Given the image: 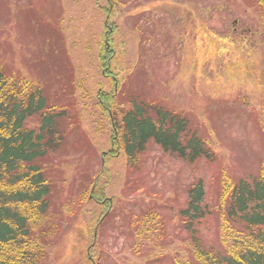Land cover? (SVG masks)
Segmentation results:
<instances>
[{
	"label": "rangeland",
	"instance_id": "1",
	"mask_svg": "<svg viewBox=\"0 0 264 264\" xmlns=\"http://www.w3.org/2000/svg\"><path fill=\"white\" fill-rule=\"evenodd\" d=\"M251 1L0 0V61L10 74L43 86L48 105L66 104L68 114L81 122L76 142L68 137L60 152L51 155L55 161L49 174L62 198L55 200L51 213L60 229L46 264H88L87 248L96 235L93 254L101 264H177L176 258L185 259L190 251L180 212L191 184L203 179L206 202L213 206L224 172L234 180L259 174L264 159V29ZM117 2L124 8L112 12L106 24L114 8L106 10ZM109 28L118 49L114 61L119 60L125 74L118 99L126 109L131 100L154 101L185 113L191 130L214 151L213 161L200 157L192 163L151 142L135 169L123 154L103 163L100 147L108 150V120L98 110L95 91L114 85L100 72L98 60ZM138 43L143 49L137 64ZM69 78L73 83L67 88ZM100 118L103 129L97 132ZM79 141L84 148L76 147ZM102 164L107 171L95 194L104 189L114 204L101 226L97 222L105 208L96 199H80ZM71 193L74 203L63 208ZM146 213L160 215L164 232L138 244L134 222ZM218 222L213 215L201 226L208 245L220 247Z\"/></svg>",
	"mask_w": 264,
	"mask_h": 264
},
{
	"label": "trees",
	"instance_id": "2",
	"mask_svg": "<svg viewBox=\"0 0 264 264\" xmlns=\"http://www.w3.org/2000/svg\"><path fill=\"white\" fill-rule=\"evenodd\" d=\"M251 2L264 29V0ZM108 15L111 17L112 13ZM114 34L105 31L98 56L100 72L114 85L108 89L100 86L95 91L98 110L108 120L106 157L123 153L130 167H139L143 154L154 142L164 152L192 163L200 157L213 161L215 155L209 143L191 130L185 113L147 101L131 100L128 109L122 105L113 78L118 71L113 65L118 53ZM70 83L73 81L69 78L67 88ZM71 92L76 97V92ZM66 107L48 105L41 85L10 74L0 61V264H46L48 248L60 229L51 213L55 200L62 198L55 194L56 181L49 174L55 161L51 155L60 152L68 137L76 142L81 134L80 120L77 115L68 114ZM101 119L96 121L97 132L103 129ZM261 129L264 133V111ZM81 141L76 143L78 149L84 148ZM88 179L90 184L82 191V202L99 189H95L98 173L94 174V182L92 176ZM99 194H95L99 200L106 199L104 189ZM206 195L203 179L191 184L187 206L180 212L189 234L190 251L185 259L176 258V263L264 264V159L259 174L252 180L222 175L215 205L206 202ZM75 197L69 194L62 207L74 203ZM213 215L219 219L220 247L208 245L201 231ZM134 226L138 244L157 240L164 232L158 213L145 214L135 220ZM90 247L87 262L94 264V247Z\"/></svg>",
	"mask_w": 264,
	"mask_h": 264
}]
</instances>
